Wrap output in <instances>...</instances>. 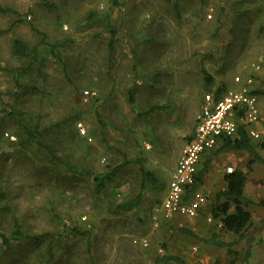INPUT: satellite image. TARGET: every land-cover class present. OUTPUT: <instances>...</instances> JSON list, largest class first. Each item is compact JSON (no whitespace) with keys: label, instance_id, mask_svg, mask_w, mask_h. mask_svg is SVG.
I'll return each instance as SVG.
<instances>
[{"label":"rangeland","instance_id":"rangeland-1","mask_svg":"<svg viewBox=\"0 0 264 264\" xmlns=\"http://www.w3.org/2000/svg\"><path fill=\"white\" fill-rule=\"evenodd\" d=\"M252 63L260 118L252 141L263 161L214 150L200 186L211 208L226 168L245 173L254 203L244 238L218 219H162L165 191L141 183L139 164L167 182L203 94L233 87ZM262 142L264 0H0V233L8 238L0 237V264H177L158 261L166 255L264 264ZM138 193L137 207L116 208ZM15 222L49 235L17 238ZM212 234L231 245L203 241Z\"/></svg>","mask_w":264,"mask_h":264},{"label":"built area","instance_id":"built-area-1","mask_svg":"<svg viewBox=\"0 0 264 264\" xmlns=\"http://www.w3.org/2000/svg\"><path fill=\"white\" fill-rule=\"evenodd\" d=\"M251 67L253 73L235 74L233 87H227L219 96L212 92L203 94L194 128L178 154L176 167L166 182L164 197L156 206V213L162 219L201 217L206 223L212 221L207 196L200 187L188 196V189L195 184L202 162L224 139L236 138L242 130L253 139L259 137L260 132L255 127L260 118L254 74L259 66L252 63ZM78 128L85 132L82 124H78ZM226 171L231 173L233 168L229 166Z\"/></svg>","mask_w":264,"mask_h":264},{"label":"trees","instance_id":"trees-1","mask_svg":"<svg viewBox=\"0 0 264 264\" xmlns=\"http://www.w3.org/2000/svg\"><path fill=\"white\" fill-rule=\"evenodd\" d=\"M115 1V0H114ZM111 39L114 36V26L110 28ZM112 42H110L111 45ZM14 52L16 54H21L25 50V45L19 39H15L13 42ZM209 79V84L212 83V79L209 76H206ZM227 87L220 85L216 88H211L207 92H212L214 95L219 96L223 91L226 90ZM257 93L259 91L257 90ZM189 138V136H188ZM187 138V139H188ZM253 138L247 135V133L242 130L240 131L238 137L233 139H224L222 143L219 145L217 149H215V153L218 154L222 151H245L247 152L251 158L248 161V164L253 163L254 161L262 162V158L257 153L256 148L253 144ZM260 146L264 149V142L260 144ZM213 154L209 155L201 164L197 176L196 182L193 186H191L188 190L187 195L190 196L195 190H197L203 183L204 177L208 172L210 163L212 161ZM120 167L112 169L108 172L102 180L95 178V184L97 187H100L103 184L104 179L111 180L115 176L116 172H118ZM139 170L141 174V183L143 185L149 183L153 187L163 188V192L165 191L166 182L162 184L154 177L148 170L144 169L142 164H139ZM224 181L226 183L224 190L218 192L216 194L215 202H213L211 206V216L213 219H218L221 222L222 229L225 231H229L238 236V240H242L244 238L243 232L251 225L252 223V215L248 210V206L253 204L251 200H249L244 195V189L246 186L247 178L244 172L240 170H234L231 173H227L224 175ZM98 189V188H97ZM141 202L140 193L134 196L132 199L120 202L116 208L120 211H129L135 207H137ZM234 204L233 211H230L231 205ZM264 227V219L261 222ZM178 231L188 234L192 237L195 236L190 230L185 228H178ZM12 234L17 237L24 239L29 242H39L44 236L49 235L45 234H28L23 232L21 225L18 222L14 223V228L12 230ZM0 237L4 243L8 242V238L0 233ZM205 242L213 243L219 247L230 246L231 244L223 241L216 240V235L212 234L209 239H203ZM169 260L174 261L177 264H187L183 259L176 255H166L163 256L158 261L167 262Z\"/></svg>","mask_w":264,"mask_h":264},{"label":"crops","instance_id":"crops-1","mask_svg":"<svg viewBox=\"0 0 264 264\" xmlns=\"http://www.w3.org/2000/svg\"><path fill=\"white\" fill-rule=\"evenodd\" d=\"M185 219V218H184ZM197 219V218H196Z\"/></svg>","mask_w":264,"mask_h":264}]
</instances>
